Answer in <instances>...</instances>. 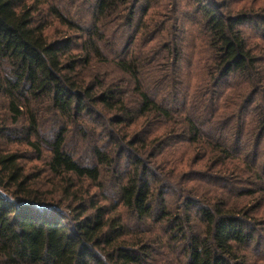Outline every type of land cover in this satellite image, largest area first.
Wrapping results in <instances>:
<instances>
[{
	"label": "trees",
	"instance_id": "obj_1",
	"mask_svg": "<svg viewBox=\"0 0 264 264\" xmlns=\"http://www.w3.org/2000/svg\"><path fill=\"white\" fill-rule=\"evenodd\" d=\"M65 2L0 0V264H264V0Z\"/></svg>",
	"mask_w": 264,
	"mask_h": 264
},
{
	"label": "rangeland",
	"instance_id": "obj_2",
	"mask_svg": "<svg viewBox=\"0 0 264 264\" xmlns=\"http://www.w3.org/2000/svg\"><path fill=\"white\" fill-rule=\"evenodd\" d=\"M55 4H57L58 6L61 5L66 11L70 10L71 13H77L78 10L77 9H73L71 10V8L67 7L65 0H55ZM80 16H82L81 18L84 20L89 21V17L84 13L83 8H82V12L80 11ZM53 32V30H51V33ZM96 66V72L103 74H108L107 79H111V78H118V73L117 71L113 68V66H109V67H102L99 68ZM24 149V148H23ZM23 164H26L29 167H36L35 171L38 169V167H40L38 165V162H34L33 161V154L28 153L27 159H25V162H23ZM175 185V184H174ZM175 188H177V186H175ZM179 191V190H178Z\"/></svg>",
	"mask_w": 264,
	"mask_h": 264
}]
</instances>
